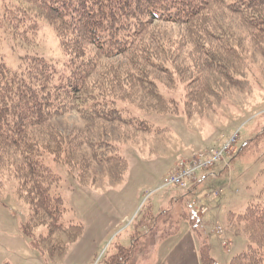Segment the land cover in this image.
I'll list each match as a JSON object with an SVG mask.
<instances>
[{
	"label": "rangeland",
	"instance_id": "1",
	"mask_svg": "<svg viewBox=\"0 0 264 264\" xmlns=\"http://www.w3.org/2000/svg\"><path fill=\"white\" fill-rule=\"evenodd\" d=\"M13 3L16 0H0V13ZM212 11L198 29L155 22L140 35V49L152 52L161 63L159 71H147L162 95L159 104L139 90L133 78H126L132 71L126 54L102 59L90 78L130 114L166 127L165 131H140L134 128L139 127L137 121L132 127L99 120L87 124L75 112L50 121L61 142L63 137L69 140L60 149L62 162L45 156L60 177L55 192L65 207L61 222L85 224L87 208H106L114 221L119 220L113 230L102 238L90 235L80 258L73 255L85 235L70 242L74 232H52L48 240L41 238L48 251L34 250L21 229L28 219V204L17 193L11 167H0V264H103L117 244L130 245L136 230L145 235L139 237L143 247L137 249L133 264L145 261L153 251L155 259L163 257L187 228L194 230L198 244L207 242L218 264H228L247 247L241 225L230 221L228 213L242 212L264 182V41L238 15L222 7ZM39 22L38 30L25 38L14 36L10 26L0 22V54L10 67L17 68L26 54L57 63L65 59L54 26ZM221 35V40L216 38ZM212 55L227 61L242 81L233 83L225 76L227 69L221 73L210 67ZM137 59L147 68L143 55ZM98 142L120 147L128 162L120 178L113 172L120 169L118 162H96ZM180 169L189 174L184 183L192 192L164 185ZM35 219V235L46 236L49 220L42 215ZM68 242L66 249L59 248ZM181 244L190 242L187 238ZM190 262L181 257L173 264Z\"/></svg>",
	"mask_w": 264,
	"mask_h": 264
},
{
	"label": "trees",
	"instance_id": "2",
	"mask_svg": "<svg viewBox=\"0 0 264 264\" xmlns=\"http://www.w3.org/2000/svg\"><path fill=\"white\" fill-rule=\"evenodd\" d=\"M217 7L238 15L257 39L264 41V0H16L5 6L0 22H6L14 36L25 38L38 30L40 20L46 21L54 26L65 54L61 63L26 54L17 68L10 67L0 54V167H11L17 193L28 204V219L21 229L34 248L45 254L48 250L41 244V238L48 240L52 232H74L70 241L73 242L84 231L81 222L68 225L61 222L65 207L55 192L60 177L45 162V156L52 155L53 160L62 162L60 149L69 140L63 137L61 142L50 121L75 112L86 123L125 122L132 127L137 121L139 127L134 128L140 131L154 134L165 131L166 127L148 123L119 106L90 81L92 73L102 59L126 54L132 66L126 78H133L139 90L159 104L162 95L147 71H159L161 63L152 52L140 49V35L155 22L198 29L203 25V17L207 14L211 18L212 9ZM216 38L221 40L222 35ZM195 39L200 40L197 34ZM140 55L146 58L147 68L138 62ZM208 65L221 73L227 69L225 76L233 83L242 81L224 59L212 55ZM52 137L53 144L49 141ZM94 146L96 162L121 165L118 171H113L120 178L128 167L120 147L111 142H98ZM254 197L242 212L228 213L229 220L240 224L248 239L247 247L233 255L228 264H264V182ZM37 215L49 220L46 224L49 231L44 237L36 236L33 230ZM142 234L138 230L132 232L130 245L117 244L103 264H133L136 251L142 246L139 243V237L145 235ZM70 242L58 247L66 249ZM198 252L200 264H218L205 240L200 242Z\"/></svg>",
	"mask_w": 264,
	"mask_h": 264
},
{
	"label": "crops",
	"instance_id": "3",
	"mask_svg": "<svg viewBox=\"0 0 264 264\" xmlns=\"http://www.w3.org/2000/svg\"><path fill=\"white\" fill-rule=\"evenodd\" d=\"M192 190L191 188H189L188 192H192ZM96 202L100 204L97 200ZM94 206L96 207V204H94ZM85 211L87 215V220L86 223L83 224L84 231L80 237L82 238L84 235L85 236L78 241V248L76 249V253L73 255L74 258H80L83 255L85 251L84 246L88 245L89 241L87 240V238L90 235L97 234L99 236L98 238H102V236H105L107 234L108 230H113V228L119 221V220L114 221V219L110 217V215L106 212V208L104 210L103 209L97 210V208L89 207ZM187 238L190 242V245L186 246L185 244H181L182 241L187 240ZM175 244L176 245H174V247H172L171 249H167L164 251L165 254L163 257L155 259L156 253L154 254L153 251L152 255L149 256V258L146 259L145 261L140 262V264H173L174 262L177 263V260H180L181 257L190 259L191 260L190 264H200L199 252H198L200 243L198 244V240L194 236V230H191V228H187L183 233H181V235L178 236ZM32 248L35 250L33 246ZM32 250L30 252L31 256L35 255L34 251ZM40 260L42 262L44 261L42 258H40Z\"/></svg>",
	"mask_w": 264,
	"mask_h": 264
},
{
	"label": "built area",
	"instance_id": "4",
	"mask_svg": "<svg viewBox=\"0 0 264 264\" xmlns=\"http://www.w3.org/2000/svg\"><path fill=\"white\" fill-rule=\"evenodd\" d=\"M185 170H177V172L175 174H172L168 177V180H167V183L164 184L165 186L166 185H173L175 187H178V188H186L187 186L185 185V181L184 179L190 177L188 173H184ZM196 180V178L194 179V181ZM193 204L196 206V203L193 202ZM197 207V206H196ZM197 210L200 214H202V211L199 210V208L197 207ZM221 231V230H220ZM219 231V232H220Z\"/></svg>",
	"mask_w": 264,
	"mask_h": 264
}]
</instances>
